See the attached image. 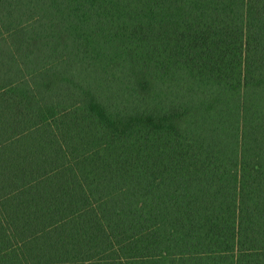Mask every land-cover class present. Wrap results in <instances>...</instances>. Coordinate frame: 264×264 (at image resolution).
I'll use <instances>...</instances> for the list:
<instances>
[{"label":"trees","instance_id":"1","mask_svg":"<svg viewBox=\"0 0 264 264\" xmlns=\"http://www.w3.org/2000/svg\"><path fill=\"white\" fill-rule=\"evenodd\" d=\"M0 264H264V0H0Z\"/></svg>","mask_w":264,"mask_h":264}]
</instances>
